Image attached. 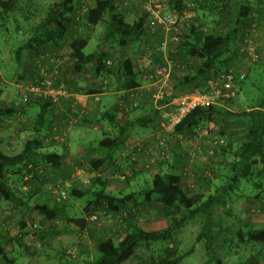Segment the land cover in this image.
<instances>
[{"label": "rangeland", "instance_id": "374dc122", "mask_svg": "<svg viewBox=\"0 0 264 264\" xmlns=\"http://www.w3.org/2000/svg\"><path fill=\"white\" fill-rule=\"evenodd\" d=\"M59 0H25L18 2L14 9L0 17V104L17 108V111L10 117H5V125L0 126V149L7 154H16L25 142V138L32 134V118L38 108L32 105L34 97L28 91V86L34 84L33 74L36 72V61L41 54L58 53L51 47L41 52L37 57L26 53L21 64L15 61V50L26 42L30 37L32 27L38 23L45 15L50 5ZM95 0H74L72 5V18L85 15V9L91 8ZM122 0H114V5L118 6ZM127 10L122 12L127 22L131 23L137 17H145V33L140 41L129 43L125 49L126 55L136 59L144 54V48H148L152 54L156 66H161L169 71V76L162 77L164 88L167 93L174 84L177 76H191L196 71L197 61L188 56L177 55L176 46L172 43L171 32H166L162 26L156 23L153 15L145 10L147 2L151 4L153 11H160L162 16L168 17L180 13L181 41L187 34L188 26L193 23L194 27L204 32L213 29L226 35L234 27L235 10L241 0H213L206 2L201 10H196L193 0H182L179 9L176 8L175 1L169 0H124ZM251 7L250 20L241 26L237 40L232 45L235 56L227 66V70L236 73H245L246 79L235 89V93L230 100L221 101L220 107L232 112H240L252 103L257 95V88L263 82L264 60V18L258 17V8L264 4L263 0H249ZM264 16V12H260ZM189 15V16H188ZM160 16V15H159ZM254 26H250L251 23ZM76 25V36H88V44L84 49L86 54L97 51V53H107L112 60V68L116 67L117 60L121 52L111 43L100 44L103 39L104 25L97 24L89 27V32L83 21L73 22L72 29ZM71 29V30H72ZM61 40L60 51L68 56V60L61 65L59 77L67 82L68 89L75 94H89L90 90L99 89L101 82H108L106 95L102 97L100 107L95 109V115L81 126L72 127L63 142L51 145L49 142L46 149L56 150L57 153H66L67 157L60 168H51L40 164L37 166V182L29 183V187H37L38 193L29 204H46L56 212L54 219L49 220L39 215L36 211L24 210L17 202L0 200V230L1 240L4 244L5 252L13 258L16 264H64V260H78L77 262L93 261L97 257V246L99 243L112 239L118 242L133 227L144 230H155L165 225V218L162 207L156 202L146 204L141 197H137L135 202H130L126 207H119L115 212L106 207L96 208V211L89 216L85 215L84 208L87 205L88 197L75 199L69 196L70 189L88 190L92 188V181L95 178L107 180L106 190L119 196L140 191L146 182H150L152 177L168 171L170 166H174L176 171L188 170V179H183L181 187L188 195L203 194L208 195L215 186L224 181L227 176L230 162L236 157L237 144L242 140L246 132L247 124L240 120H218L196 126L193 131L206 132L202 138H224L226 142V152L214 149L212 155H206L195 163H189L184 149L174 147L170 151V156L162 165L156 164L151 168H146L140 163H133L130 160L129 151L135 144L153 143V134L158 116L147 128H135L128 136L120 151L113 156L112 163L105 164L97 171H93L90 162L105 155V150L98 147V141L106 135H113L114 129L100 119V113L110 110L116 103L119 94H113V89L120 87L123 89L122 80L116 73L97 75L93 65H88L82 72L73 71L70 51L67 47L68 39ZM55 48V47H54ZM101 55V54H100ZM257 56V58H253ZM24 67V68H23ZM25 69V70H24ZM25 71V74L23 73ZM154 72H137L136 81L140 84L137 87L141 90V95L137 99V107L128 113V118L140 114L139 107L154 108V102L150 99V93L158 85H152L148 75ZM19 74L23 75L21 79ZM63 77V78H62ZM158 77L155 79L157 80ZM111 83V86L109 85ZM155 86V87H154ZM191 87L179 90L177 93L183 94L190 91ZM94 89V90H95ZM136 89V88H135ZM182 92V93H181ZM176 94V95H180ZM64 102L55 108L56 123L63 113ZM69 104V103H67ZM77 104H74L76 107ZM69 106V105H68ZM159 113V112H158ZM157 113V114H158ZM120 116V115H119ZM91 117V116H90ZM125 117H119L124 120ZM4 122V123H5ZM1 123V122H0ZM41 136H45L47 131H41ZM45 139V138H44ZM205 142V140H200ZM228 143H231L228 148ZM180 151V153H178ZM179 154V158L174 160V156ZM220 153V154H219ZM25 171V170H24ZM9 175V183L12 188H18L25 193L29 187L25 184L24 174ZM209 174V178L205 177ZM22 174H24L22 176ZM121 174L127 175L123 180L119 179ZM22 176V177H21ZM211 181V183L205 182ZM57 183L65 190L67 199L61 205H55L53 191ZM191 184L192 187H187ZM27 188V189H25ZM239 189L232 197L230 205L231 212L236 216V222L231 219L224 220L229 225L230 231L234 232L239 228L241 220L244 224H251L253 227L264 226V194L255 199L257 193L251 181H242ZM56 207V208H55ZM216 216L221 214L220 208H215ZM95 215L96 220L91 216ZM85 218L86 224L82 229L73 223L71 219ZM239 219V220H238ZM21 224L25 227L21 228ZM30 227V228H29ZM199 226L196 222H190L184 226L167 243L160 241L152 244L150 250L139 248L127 264H145L149 262L151 255L161 253L165 246L172 247L177 253L183 254L194 246L192 253L186 256L181 264H205V256L202 243H195ZM22 234L20 241L18 238ZM217 259L222 264H264V244L244 243L239 244L233 235L221 234L216 239ZM0 264H4L0 259ZM214 264V263H213Z\"/></svg>", "mask_w": 264, "mask_h": 264}, {"label": "trees", "instance_id": "16d2710c", "mask_svg": "<svg viewBox=\"0 0 264 264\" xmlns=\"http://www.w3.org/2000/svg\"><path fill=\"white\" fill-rule=\"evenodd\" d=\"M22 1L25 0H0V17L6 16L18 2ZM169 1H175L176 8L179 9L182 0ZM73 2L74 0H59L49 6L44 17L32 27L30 37L15 50V61L21 64L26 53L37 57L48 47L59 52L60 45L57 43L65 39L66 36L69 40L67 47L70 51V58L73 61L71 65L73 71L82 72L88 65H93L97 75L101 73L104 75L116 73L122 80L123 89L137 88L140 83L135 80L134 59L126 55L125 49L129 43L142 39L145 33L144 20L146 15L137 17L129 23L123 14L116 12L114 0H95L93 7L86 12L82 19L86 31L89 32V27L96 26L99 23L104 25L103 39L100 44L111 43L121 52L115 64L116 67L112 68L111 65L106 64V60L110 59L106 52L100 53L101 55L96 50L89 54L84 52L88 44V36H76L74 33L76 32L75 29L71 27L74 22V18L71 16ZM206 2L214 1L193 0L196 10H201L205 7L203 4ZM258 17L264 18L262 13H259ZM250 18L251 7L249 0H241L235 10V25L226 35L215 29L210 32L198 30L191 23L187 28L184 40L178 43L175 50L177 55L194 58L197 61V68L191 76L179 75L174 78L172 88L165 95L166 99L176 96L178 89L184 87H191L190 90L198 89L203 91L211 73L228 71L226 68L235 56L232 45L237 40L241 26L246 24ZM253 23L250 26H254ZM155 61L159 60L156 59ZM261 67H263L262 74L264 78V60ZM233 72L236 74V71ZM23 73L25 74V71ZM22 77L24 76L19 74L18 78L21 79ZM65 83L67 84V82ZM241 83H239V86ZM106 84V89H108V82ZM109 85L111 86V83ZM119 88V86L116 87V89ZM257 89L256 97L252 100L249 107L243 111L232 112L217 105L196 107L176 127L177 131H192V129L202 123L216 122L218 120H240L247 124L246 132L242 136V140L237 144L236 157L229 164V174L208 195H188L185 189L181 187V171L177 172L174 166H170L164 174H155L151 181L146 182L144 187L137 193H130L125 196L115 195L107 191V180L101 178H95L92 181V188L88 190L70 189L69 196L72 198L88 197L87 205L84 208L86 216L94 213L96 208L99 207H106L116 212L119 207H126L130 202H135L139 196L146 204L151 202L159 204L162 207L166 222L163 227L155 230L133 227L118 242L107 239L99 243L97 246V257L93 261L77 262L78 260L70 261L65 259L63 263L127 264L136 250L139 248L150 250L152 244L160 241L168 243L176 233L190 222H196L199 226L195 243H202L203 245V250L207 257L205 264H222L216 258V239L221 234L233 235L239 244L247 242L264 244V226L253 227L251 224H244L238 219L240 227L236 231L231 232L229 225L224 223L226 219H231L235 222L237 220L236 216L231 212L230 205L232 204V197L239 189L238 187L242 181L252 182V187L257 192L254 196L255 199H258L262 193L264 194V79ZM95 91L97 90H90L89 93L92 94ZM98 92L102 93L103 91L98 89ZM121 97L124 98V94ZM32 105L36 106L38 110L32 118L33 132L25 138L22 149L16 154H7L0 149V200H13L24 210L36 211L39 215L52 220L56 216L54 209L49 208L46 204L30 206L29 202L36 196L38 189L36 186L30 188L29 183L35 181L34 184H36V177L40 171L37 170L38 165L43 164L51 168H60L67 155L65 152L59 154L56 150L46 149L49 147V142L51 145L57 144L52 141L51 127L53 123L49 124L51 116L53 121L57 117L56 113H54V104L49 99L35 98ZM136 107L126 112L120 109L118 102H116L113 108L100 113L101 121L108 123L115 133L106 135L98 141L97 146L105 150V155L90 162L93 171H97L105 164L112 163L114 154L121 150L133 129L147 128L157 116L158 111L155 108L150 107L147 109L141 106L139 107V115L128 118V113L135 110ZM16 111L17 108L15 107L0 104V126L6 124L5 117H10ZM119 115L121 118L125 117V119L119 120ZM59 119L56 121H59ZM81 121L79 119L75 126L80 125ZM83 122H86V119ZM44 130L47 131V134L41 136L40 132ZM47 137L49 142H45ZM61 143L63 145L65 142ZM229 146H231V143H228V148H230ZM220 150L225 153L226 147L220 148ZM22 171L26 174L23 179L26 181L27 187H29L28 189L25 188L27 189L25 193L18 188H12L9 183V175L21 174ZM207 180L209 179H205V182L210 184L211 181ZM57 185H60V183H57ZM52 198L56 206L65 202L64 200L58 203L54 197ZM215 208L221 209V214L218 216L214 214ZM71 221L77 224L80 229L86 224L85 218L71 219ZM23 227H25L24 224H21V228ZM1 232L0 230V259L4 264H16L15 260L10 258L5 252L4 244H2L1 240ZM21 237L22 234L15 239L20 241ZM193 249L194 246L188 252L179 254L172 247L165 246L161 253L155 256L151 255L149 262H145V264H181L183 259L192 253Z\"/></svg>", "mask_w": 264, "mask_h": 264}, {"label": "built area", "instance_id": "2783aa9c", "mask_svg": "<svg viewBox=\"0 0 264 264\" xmlns=\"http://www.w3.org/2000/svg\"><path fill=\"white\" fill-rule=\"evenodd\" d=\"M127 4L124 0L120 2L118 6L114 5L116 12L122 14L127 9ZM89 8L85 9L84 14ZM148 14L153 15L156 23L163 27V29L171 32L172 43H178L181 40V28H180V13L173 11L176 14H172L168 17L162 16L160 11H153L151 4L147 2L145 8ZM160 15V16H159ZM85 15L76 16L74 22L78 23L83 21ZM189 16V15H188ZM253 26V25H252ZM75 29L76 25L73 26ZM145 53L139 55L134 59V72H154L148 75L149 80L152 81V85H158L150 93V99L154 102V108L159 112L157 114L158 119L155 125V132L153 134V143H141L135 144L130 148L129 157L130 160L137 164L140 163L146 168H151L156 164H161L169 160L170 151L174 146L179 149H184L186 157L189 163H195L197 160L203 158L206 159V155H212L214 149H220L226 146L224 138H202V132L198 131H177L176 127L185 118V116L196 107H203L208 105H217L221 101L230 100L235 89L245 79V73L239 72L234 74L232 70L225 72L211 73L208 77L205 88L203 91L198 89H192L183 94L176 95L171 98L165 97L167 94L164 88V83L161 80L162 77L169 76V71L161 66H156L155 60L148 48H144ZM254 59L257 56L253 57ZM68 60V56L63 52L58 53H45L39 56L36 61V72L33 74L34 84H30L28 91L36 98H42L50 100L55 108L60 106L61 101L69 103L72 98H75L74 91L68 89L66 83L59 77V70L61 65ZM107 65L112 66V60H106ZM158 77L157 80H155ZM104 81L100 83L99 89L102 93H105L106 84ZM154 86V87H155ZM124 98L121 97L117 102L120 109L128 112L138 105L137 99L141 95V90L130 89L123 92ZM163 101L162 103H160ZM70 112L63 110L64 114L60 117L59 121L52 124V141L55 143H61L65 140L69 130L75 126L81 118V112L75 109L74 102H70ZM55 113V112H54ZM53 115V114H52ZM51 125V124H50ZM206 132H203V136H206ZM200 140H205L202 142ZM189 172L185 168L181 172V179H188ZM127 177L125 174L119 176L120 180ZM205 177H209L208 173H205ZM53 191V197L60 203L66 200L67 195L64 189L60 185H56ZM187 187H192L188 184ZM92 220H96V216H91Z\"/></svg>", "mask_w": 264, "mask_h": 264}, {"label": "crops", "instance_id": "0c3cea01", "mask_svg": "<svg viewBox=\"0 0 264 264\" xmlns=\"http://www.w3.org/2000/svg\"><path fill=\"white\" fill-rule=\"evenodd\" d=\"M263 3H264V0H263ZM260 12H264V4H262L259 8H258V11L256 12V13H260ZM259 16V15H258ZM96 88V87H95ZM94 88V89H95ZM186 87H184V88H180V89H178V91L179 90H183V89H185ZM93 89V90H94ZM95 90H97V91H95V93H92V94H77L76 96H75V98H72L71 100H70V102H74L75 104H77L76 105V107H75V109L77 110V112L78 111H80L81 112V118H80V120H84V119H86V118H88L89 119V121L91 120V118L95 115V112H94V110L95 109H98L100 106V103H101V99H102V97L103 96H105L106 95V92L105 93H99L98 92V89H95ZM124 91H127L126 89H121V88H119V89H113V94H119V97L116 99V102L118 101V99L121 97V95H123V92ZM177 91V92H178ZM182 93V92H181ZM176 94H180V93H176ZM64 103H63V105H64V109L65 108H67V110H68V112H70V102H69V104H67V103H65V101H63ZM69 105V106H68ZM63 114H64V112L63 113H61L60 115H62L63 116ZM91 116V117H90ZM51 120H52V116H51V118H50ZM50 119H49V121H50ZM86 122H83L82 124H85ZM81 126V125H80ZM76 127V126H75ZM178 153H180V151H178ZM176 154L177 156H174V160L176 159V158H179V154Z\"/></svg>", "mask_w": 264, "mask_h": 264}]
</instances>
